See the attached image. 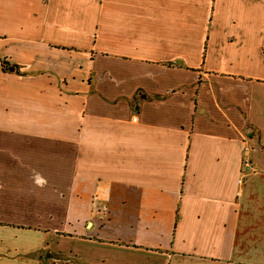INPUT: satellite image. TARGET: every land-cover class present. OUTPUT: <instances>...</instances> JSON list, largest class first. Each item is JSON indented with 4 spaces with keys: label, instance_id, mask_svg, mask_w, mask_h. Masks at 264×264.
Returning a JSON list of instances; mask_svg holds the SVG:
<instances>
[{
    "label": "crops",
    "instance_id": "obj_1",
    "mask_svg": "<svg viewBox=\"0 0 264 264\" xmlns=\"http://www.w3.org/2000/svg\"><path fill=\"white\" fill-rule=\"evenodd\" d=\"M0 264H264V0H0Z\"/></svg>",
    "mask_w": 264,
    "mask_h": 264
},
{
    "label": "built area",
    "instance_id": "obj_2",
    "mask_svg": "<svg viewBox=\"0 0 264 264\" xmlns=\"http://www.w3.org/2000/svg\"><path fill=\"white\" fill-rule=\"evenodd\" d=\"M243 165H244V170L242 171V176H241V179H240V183L241 184L243 183L244 178L247 175V173L253 170L252 162H251L250 158L247 157V156L244 159Z\"/></svg>",
    "mask_w": 264,
    "mask_h": 264
},
{
    "label": "trees",
    "instance_id": "obj_3",
    "mask_svg": "<svg viewBox=\"0 0 264 264\" xmlns=\"http://www.w3.org/2000/svg\"><path fill=\"white\" fill-rule=\"evenodd\" d=\"M3 65L7 69V67H6V61H3Z\"/></svg>",
    "mask_w": 264,
    "mask_h": 264
}]
</instances>
